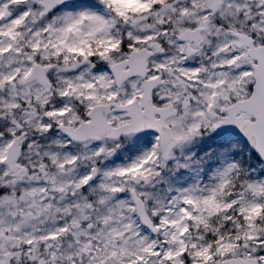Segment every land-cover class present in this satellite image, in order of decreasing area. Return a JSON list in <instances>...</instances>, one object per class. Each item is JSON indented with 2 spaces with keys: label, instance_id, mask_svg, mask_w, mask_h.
I'll return each mask as SVG.
<instances>
[{
  "label": "rangeland",
  "instance_id": "1",
  "mask_svg": "<svg viewBox=\"0 0 264 264\" xmlns=\"http://www.w3.org/2000/svg\"><path fill=\"white\" fill-rule=\"evenodd\" d=\"M25 2V0H15L12 3H15V14L13 16V18L8 21H6L5 23H3V29L0 28V34H4L3 31L6 30V32H8L9 30L11 31V34H9L6 39L5 42H3V44H1V47H4L5 50L8 51V55L5 58H2L1 60V64H0V68L3 69L5 67L6 64H9L8 67V72L6 73L7 75L10 74V70L17 71L22 69V65H18V66H14V63H19L21 60L18 57V51H19V46L20 43H22V41L18 42L19 39V35H22L23 32L19 29L20 26L24 25L26 21L31 22V27L34 28L33 31V35L30 37V40H33L37 37V34H41L42 37H47L48 40L50 41V34L48 35V26H51L52 24L49 23L50 19L43 17L42 15V10L39 9L38 7H35L34 5L31 4H25L23 5V3ZM14 8V7H13ZM10 8V9H13ZM4 9H8V2L2 1L0 4V20L1 19V15L3 14V10ZM25 18V21L22 22L21 19ZM77 18V14L74 15V18L71 20H76ZM53 19H57V17H53ZM55 21V20H53ZM69 21V20H66ZM7 23V24H6ZM98 21H97V17H94V19H92L90 21V24L92 26H90V29H93L97 27L98 25ZM36 29V31H35ZM50 29H52L50 27ZM46 30L47 34L46 36L43 34V31ZM60 30V34L62 35L63 32V28L62 25L59 26L58 28V32ZM56 37V38H55ZM55 41L57 38H62L60 37L56 32L55 34L52 35V39ZM103 41H106V38H103ZM18 42L17 46L15 45V43ZM32 47H35L36 42L33 40L31 42ZM46 43L43 44L42 47H45ZM52 45L55 46L54 41L52 42ZM38 48L36 47L35 50H37ZM33 50V51H35ZM46 50L45 48H42V51ZM56 51V49L54 50V52ZM31 54V53H30ZM23 63L28 62L29 64V59L28 58H24L22 59ZM22 63V64H23ZM25 69V64H24V68ZM218 158L220 160L223 159V156L220 154L218 156ZM225 165L223 164L220 167L214 168L215 169V173L218 172H222L225 170ZM227 170V169H226ZM186 183V182H185ZM189 184V183H188ZM262 188H264V179H262V181H254L251 185H250V190L252 191V193L256 196L257 193H260ZM184 196H190V194L187 192V190L184 193ZM257 198L252 197L251 199L240 203V208L245 212V214L248 216V225L245 227V232L244 234H241V240L238 244L235 245H230V244H219L218 246H216L215 248V253L218 256H223L226 253L229 252H233V251H237V250H247L249 247V244H252V248L254 249H259V234L256 231V229L258 228L256 225L253 224L252 220L249 218V216L252 214L253 211H255V208L257 206ZM181 206L177 205V209L181 210ZM191 212V211H189ZM175 224H174V228L176 233L179 235L180 239L182 240L181 242V246L182 248L185 247L186 244H188V247L190 249H194L195 246V242L193 241L196 233V230L198 229V222L196 221V219L191 216L190 219H186V217L182 218L181 217H176L174 219ZM170 234V232H168V235ZM183 237L187 238L188 240L182 239ZM205 242H202L201 244V248H203L205 246ZM201 248H195V250L193 251V257L197 260V259H201L202 261H206L208 260L211 255L210 253L207 254H202L200 253Z\"/></svg>",
  "mask_w": 264,
  "mask_h": 264
},
{
  "label": "flooded vegetation",
  "instance_id": "2",
  "mask_svg": "<svg viewBox=\"0 0 264 264\" xmlns=\"http://www.w3.org/2000/svg\"><path fill=\"white\" fill-rule=\"evenodd\" d=\"M251 1L255 2V6H253V8L251 5L248 4L247 1L242 7H224L218 11L217 16H210L209 7L206 5V13L207 16H209V20L212 24L211 27L214 29L223 30L221 33H224V31H228V29H234L235 31L243 33L245 35L254 36V38H257L258 36L260 38V42L257 44V46L264 45V0ZM160 36L161 35L159 34L152 35V32H150L148 36H145L142 39V43H138V46L136 47L134 44V49H150L154 44V38ZM165 42L166 41H164V43L162 44H165ZM236 47L238 48L237 45ZM187 49L188 48L186 43H183L181 47V52L185 53ZM131 81L137 83V78H133ZM220 88H223V85H221ZM231 97V94L224 93L221 99L223 101H227ZM12 122L15 123V120H12ZM43 255H45V251L44 253L40 254H25L24 258H26L30 262V264H48V259L46 258L47 256L43 257Z\"/></svg>",
  "mask_w": 264,
  "mask_h": 264
},
{
  "label": "water",
  "instance_id": "3",
  "mask_svg": "<svg viewBox=\"0 0 264 264\" xmlns=\"http://www.w3.org/2000/svg\"><path fill=\"white\" fill-rule=\"evenodd\" d=\"M50 4H52V3H50ZM257 79H258V83L256 85L255 92H254V95L252 98V103L261 104L260 100L262 99V89L259 86L260 76H257ZM263 100H264V97H263ZM258 135L260 137L261 152L263 154V159H264V124H263V127L261 129H259Z\"/></svg>",
  "mask_w": 264,
  "mask_h": 264
}]
</instances>
